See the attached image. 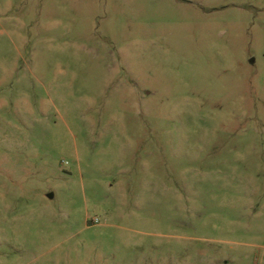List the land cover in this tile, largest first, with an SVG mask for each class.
<instances>
[{
	"label": "rangeland",
	"instance_id": "obj_1",
	"mask_svg": "<svg viewBox=\"0 0 264 264\" xmlns=\"http://www.w3.org/2000/svg\"><path fill=\"white\" fill-rule=\"evenodd\" d=\"M0 264H264V0H0Z\"/></svg>",
	"mask_w": 264,
	"mask_h": 264
}]
</instances>
